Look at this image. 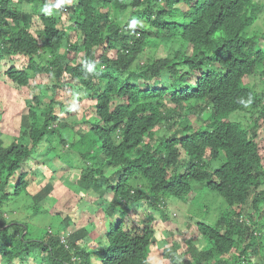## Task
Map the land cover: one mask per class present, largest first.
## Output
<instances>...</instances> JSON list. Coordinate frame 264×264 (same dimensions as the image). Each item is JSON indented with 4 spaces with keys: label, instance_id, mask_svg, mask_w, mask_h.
Segmentation results:
<instances>
[{
    "label": "trees",
    "instance_id": "trees-1",
    "mask_svg": "<svg viewBox=\"0 0 264 264\" xmlns=\"http://www.w3.org/2000/svg\"><path fill=\"white\" fill-rule=\"evenodd\" d=\"M57 1L0 0V62L22 63L6 65V82L28 94L43 86L52 93L24 101L17 112L24 126L8 146L3 137L16 127L12 99L2 97L0 264H155L152 248L161 232L156 211L163 221L177 223L166 197L196 195L194 203L201 186L221 197L224 209L210 223L204 217L212 209L206 207L196 223L206 249H185L182 239L174 243L191 258L180 264H264V93L258 90L264 85V31L254 30L264 4ZM26 6L45 11L28 12ZM37 14L42 29L33 31ZM174 46L173 54L156 57L160 48ZM68 89L74 97L83 95L79 111L64 101ZM74 112L78 119L69 124L65 117ZM204 113L207 119L194 128L191 118L201 120ZM245 113L252 114L251 125L240 120ZM68 129L81 138L80 145H71L79 153L81 187L100 195L109 216L94 231L106 239V247L96 250L85 244L94 233L86 229L63 241L70 216L56 219L54 234L36 235L25 219L7 213L19 203L34 214L42 211L54 188L30 192L31 162H39L48 144L47 155L63 158L59 150L68 145ZM139 209H152L146 223L134 221L131 214Z\"/></svg>",
    "mask_w": 264,
    "mask_h": 264
},
{
    "label": "rangeland",
    "instance_id": "rangeland-1",
    "mask_svg": "<svg viewBox=\"0 0 264 264\" xmlns=\"http://www.w3.org/2000/svg\"><path fill=\"white\" fill-rule=\"evenodd\" d=\"M58 1H61L62 4L70 3V6L76 3V0ZM256 1L264 4V0ZM25 10L28 12L38 10L39 13H43L45 8L43 9L41 6L31 8L26 6ZM56 13L60 14V12ZM64 15V21L67 25H69L68 21L65 20L66 14ZM40 29H42V25L39 20V15L37 14L34 16L33 31H38ZM254 30L264 31V10L262 14H260L259 21L256 23ZM76 39V35L73 34V42L76 41ZM175 47L176 46L173 48H160L156 54V57L163 58L167 55L173 54L176 49ZM109 56L114 58L115 52L111 51ZM82 57L83 55L79 56V61L82 59ZM15 64L21 66L20 64L22 63L18 61H7L5 63L0 62V82L3 83V86L0 84V106H2V97L8 94V98L10 97L9 101L12 99L9 108L10 111L14 112H11V122L15 124L16 127L10 131V135L6 134L3 137L5 146L11 145L13 141L17 139L19 136L18 130L24 126L22 125L21 121L22 112L17 114V112L20 111L19 108L21 105L25 104L24 101H32V99L34 100V97L41 94L46 96H51L52 94L47 86L39 87L36 89V91L29 90L28 94L25 91L17 89L16 86H12L11 83H7L5 77L3 76L4 72L2 71H5L4 68L6 65L9 67ZM4 85L7 86L5 87ZM259 88V92L264 93V85L259 84ZM71 93V89H68L67 92H64V94L69 97L66 100L64 99V101L68 105L74 104L73 111H79L78 100H80L83 95L80 94L78 97H74L71 95ZM85 100L87 99L85 98L82 101L85 102ZM14 101L18 103V108L13 104ZM45 101L47 102V99ZM83 104H87V102ZM71 115L72 116L65 117L69 124L78 119V112H74ZM207 115L208 113H204L201 117V120H198V117L196 116L192 117L191 119H193L192 123L195 126L194 128L201 126L203 121L207 119ZM251 117V113L241 114L240 120L246 121L247 125H251ZM76 129H68L64 133V138L67 140L68 145H66V147H62L59 150L60 153L63 154V158L57 156L55 153H53V151L49 152L47 155L46 151L52 147V144H48L47 147L44 146V148L46 147L45 149L42 148V154L39 156V162H31V165L34 169V184L29 188L30 192L32 194H36L48 184L53 185L54 188L52 194L43 203L42 211L38 214H34L33 210H29V206H25L24 204L20 203L16 206L9 205L7 207V213L9 217L17 220L25 219L29 225H31V228L36 235L40 234V230H46L49 234H54L56 227H54L53 224L57 223L56 219L59 218L61 222H63L66 218H68V216H70L73 220L71 222L72 225L67 231L65 230L66 232L63 233V235L66 236L65 241H68L67 237L69 233H73L78 230L82 231V229H86L89 232H94L96 230L97 232L98 229H102V227L105 225V221H107V218H109L105 210L106 206L99 201L100 195L96 194L95 192H87L81 187L79 178L82 169L81 165L77 161L79 158V153L74 154L73 149L71 148V145L78 146L81 144V138L77 133L78 130L76 131ZM260 134V148L261 153L264 156V128ZM199 189V192L196 191L198 197L194 203L193 198L196 197L194 193L193 194L195 197H189L187 200H178L176 198H171L170 196L166 197L165 206L167 207L168 212L171 213L172 217L177 220V223L174 221H163L160 216V212L157 213L156 211V220L158 223L156 228L161 232L159 243L152 248V254L154 255L153 261L155 264H180L183 263V261L191 259L189 254L184 255L181 254V252L179 253V248L176 246V244H174L179 239L184 241L185 249L188 246H195L199 251L207 248V243L205 242L204 237H202L198 232L196 223L198 220H202L200 216L203 214V211L205 212L207 210L206 207L212 209V211H210V215H205L204 220L206 218V220H209L210 223L216 221L224 209L223 206L225 203L221 197L216 198L217 196L215 194L205 191L202 186ZM198 201L200 204L206 205L204 209L202 207L200 208ZM195 208H197V211H195ZM144 209L135 210V212L131 214L134 221L140 222V224L144 222L146 223L145 217L152 213V209ZM177 218H179V220ZM185 223H189L191 226L189 230L184 227ZM102 235L103 234L101 231L98 233H92L91 236L89 235V240L87 243L85 242V244H87V246L93 250L98 249L101 247V245L102 248L106 247V239L101 237ZM262 262L263 261L261 260V263ZM94 264L99 263L94 260Z\"/></svg>",
    "mask_w": 264,
    "mask_h": 264
},
{
    "label": "clouds",
    "instance_id": "clouds-1",
    "mask_svg": "<svg viewBox=\"0 0 264 264\" xmlns=\"http://www.w3.org/2000/svg\"><path fill=\"white\" fill-rule=\"evenodd\" d=\"M62 237H63V241H65V237H66V236L63 235Z\"/></svg>",
    "mask_w": 264,
    "mask_h": 264
}]
</instances>
